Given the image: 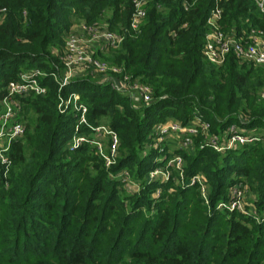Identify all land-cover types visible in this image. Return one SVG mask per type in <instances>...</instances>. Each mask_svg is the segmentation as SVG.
I'll list each match as a JSON object with an SVG mask.
<instances>
[{"label": "trees", "instance_id": "1", "mask_svg": "<svg viewBox=\"0 0 264 264\" xmlns=\"http://www.w3.org/2000/svg\"><path fill=\"white\" fill-rule=\"evenodd\" d=\"M214 5L150 0L131 30L132 0H0V100L20 71L47 72L40 80L45 95L20 99L24 134L9 146L7 169L0 161V264H264V221L216 207L230 186L243 182L257 211L264 209V102L257 96L264 68L239 64L232 53L220 66L203 57ZM219 5L224 32L264 33V12L254 0ZM74 20L123 35L102 57L148 85L155 98L134 103L101 76L75 78L61 89L79 94L90 125L105 118L116 134L118 155L109 167L89 143L67 147L76 117L59 112V86L49 75ZM196 116L214 134L236 123L262 136L220 153L201 147L198 135L193 150L177 146L159 161L163 152L149 137L154 124ZM173 153L183 159L182 177L167 166ZM158 166L171 169L168 180H149ZM121 170L135 184L131 191L117 177ZM197 173L205 178L208 204L197 183L187 184Z\"/></svg>", "mask_w": 264, "mask_h": 264}, {"label": "built area", "instance_id": "2", "mask_svg": "<svg viewBox=\"0 0 264 264\" xmlns=\"http://www.w3.org/2000/svg\"><path fill=\"white\" fill-rule=\"evenodd\" d=\"M149 1L132 0L133 11L129 22L131 30H136L141 25L146 15V6ZM254 1L258 9L264 12V0ZM4 10L3 8L0 12L3 13ZM221 15L222 9L219 5V0H215V5L206 20L208 30L201 49L203 57L211 64L220 66L224 63L227 54L232 53L239 64L247 63L264 68L263 31L257 28H250L249 30L243 29L239 33L234 30L226 33L220 24ZM122 39L123 35L109 30L105 25L75 23L65 37L64 47L59 53V64L49 74L59 86L57 95L59 112L66 113L70 110V107L75 112V117L77 118L75 122L76 132L79 133L82 126H87L95 134L96 138L101 133L109 135L108 149L105 153L97 139L89 138V136L85 137L82 134L75 135L72 138L70 150L84 143L95 145L98 153L104 158L106 167L113 164L118 155L119 141L116 134L111 130H106L102 125L92 126L88 123L86 116L87 106L80 100L78 93L70 92L64 95L60 91L75 78H83L86 75L91 77L99 75L102 78L101 82L120 94H124L131 99L136 98L144 104L154 102L155 98L148 85L138 79H132L127 74H123L119 66L110 64L100 57L101 53L107 54L112 49L117 48ZM45 76H47L46 71L34 67L29 71L20 72L16 79L10 80L6 85V94L0 100V161L6 169L10 163L7 155L9 146L14 139L23 136L25 130L24 123L19 119L22 107L20 99L29 95H45L46 87L40 82L41 78ZM260 98L264 100V86L260 90ZM242 121L244 122L245 120ZM169 134L176 135L179 141L177 146L187 150L193 149L194 137L201 135L203 137L201 147L208 146L220 153L258 141L262 136L259 131L246 130L236 123L229 124L221 135L214 134L210 132L209 123L196 116L188 124H182L175 120L157 122L154 124L149 137L152 140H162ZM156 136L157 138H155ZM156 147L164 153V146L163 148ZM166 155V153L161 155L162 160L167 158ZM167 166H174L182 172V157L173 153L167 160ZM157 168L149 172V180L156 178L168 180L170 177L168 168H165L167 175L158 171ZM158 173H161L162 177H156ZM117 177L125 185L132 182L126 170H121ZM195 183L198 184L200 193L205 203L208 204L206 182L201 173L193 175L187 182L189 185ZM158 193L159 191L157 190L156 194ZM254 200L255 196L250 192L246 184L236 182L229 187L227 199L219 201L216 207L218 209H226L229 212L238 211L251 216L257 222H262L264 221V209L258 212L253 204Z\"/></svg>", "mask_w": 264, "mask_h": 264}, {"label": "rangeland", "instance_id": "3", "mask_svg": "<svg viewBox=\"0 0 264 264\" xmlns=\"http://www.w3.org/2000/svg\"><path fill=\"white\" fill-rule=\"evenodd\" d=\"M75 23H85L83 20H77V21H73L72 23H71V25H70V28L72 27V25L73 24H75ZM85 24H87V23H85ZM106 26V25H105ZM70 28H69V30H70ZM69 30L65 33V35H64V38H63V44H62V46H61V49L64 47V43H65V37H66V35H67V33L69 32ZM72 31V30H71ZM114 32H116V31H114ZM118 33V32H117ZM59 49V48H58ZM102 55H104V54H100V57L102 58V59H104L103 57H102ZM105 61H107L106 59H104ZM115 65V64H114ZM255 67V66H254ZM34 67H32V68H28V69H25V70H22V71H20V72H26V71H29L30 69H33ZM40 70H42V69H40ZM19 72V73H20ZM18 73V74H19ZM99 75H95V77H98ZM100 77V76H99ZM96 80H99L98 78H96ZM264 85H262L260 88H259V90H258V92H257V96H258V99L260 100V101H262V102H264V100H262L261 98H260V90L262 89V87H263ZM130 98V97H129ZM130 100L132 101V102H134V103H138V101L139 100H137L136 98H130ZM70 112H73V108L72 107H70V110H69ZM74 114H75V112H73ZM76 121H77V118L75 119ZM167 120H175V121H178V122H180V123H182L181 122V120H179V119H176V118H168ZM75 121V122H76ZM192 120H189L187 123H182V124H188L189 122H191ZM107 121H106V119L105 118H103L102 120H101V123L100 124H98V125H102V126H104L105 127V129L106 130H110V128L108 127V125H107V123H106ZM74 132H73V134H72V136H71V138H70V140L68 141V145H67V147H69V149H70V147H71V140H72V138L75 136V135H84L85 137L86 136H89V138H94V139H97L98 141H99V144H100V146H101V148H102V150H103V152L105 153L106 152V150L108 149V137H109V135L108 134H103V133H101V134H99V135H97V138H96V136H95V134L94 133H92V132H83L82 130L79 132V133H77L76 132V129H75V126H74V130H73ZM151 132H152V129H151ZM151 132L149 133V134H151ZM162 137V136H161ZM155 138H157V136L155 137ZM159 138H160V136H159ZM163 138V137H162ZM179 141H178V138L176 137V135H173V134H169L168 136H165L162 140H158V139H156V140H151V143H152V145L155 147V146H159V147H161V148H163V146L165 147L164 148V152L165 153H167V154H169V153H171L172 152V150L174 149V147H177V144H179L178 143ZM150 144V143H149ZM91 145V144H90ZM168 146V147H167ZM94 148H95V151H97L98 152V150H97V148H96V146L94 145ZM157 148V147H156ZM160 148V149H161ZM194 148V147H193ZM193 150V149H192ZM160 151V150H159ZM160 152H163V151H160ZM164 154V153H163ZM158 159H159V161L160 160H162V156H160V157H158ZM165 166H158V168H157V170L158 171H161L162 173H165L166 175H167V173L165 172ZM168 170V172L171 174V169H167ZM179 170V169H178ZM159 174V175H158ZM157 175H156V177L157 176H159V177H162L161 175V173H158ZM179 174L181 175V177H182V172H180V170H179ZM174 178V180L175 181H177V178L174 176L173 177ZM129 179H130V177H129ZM125 185V184H124ZM130 187H129V186ZM128 185H125L126 186V189L127 190H129V191H131L132 189H131V186H133V185H135L134 183H132V182H129L128 183ZM252 193V192H251ZM253 194V193H252ZM254 195V194H253Z\"/></svg>", "mask_w": 264, "mask_h": 264}]
</instances>
